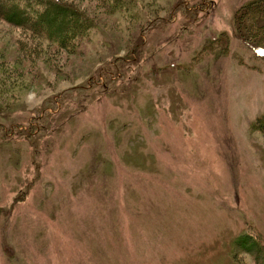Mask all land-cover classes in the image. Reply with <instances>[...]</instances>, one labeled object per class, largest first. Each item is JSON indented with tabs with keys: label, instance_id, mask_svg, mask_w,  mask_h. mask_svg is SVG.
I'll list each match as a JSON object with an SVG mask.
<instances>
[{
	"label": "rangeland",
	"instance_id": "rangeland-1",
	"mask_svg": "<svg viewBox=\"0 0 264 264\" xmlns=\"http://www.w3.org/2000/svg\"><path fill=\"white\" fill-rule=\"evenodd\" d=\"M65 1L77 50L0 23V264L264 260L257 0Z\"/></svg>",
	"mask_w": 264,
	"mask_h": 264
},
{
	"label": "trees",
	"instance_id": "trees-1",
	"mask_svg": "<svg viewBox=\"0 0 264 264\" xmlns=\"http://www.w3.org/2000/svg\"><path fill=\"white\" fill-rule=\"evenodd\" d=\"M97 1L108 16L121 10L134 17V0ZM74 7L65 0H0V23L22 29L30 39L37 41L36 46L40 43L42 48L47 50V55L58 50L71 52L77 50L75 46L85 39L91 28H98L84 13ZM244 11L245 14L248 12L247 25L261 27L264 33V0L247 3ZM44 44L48 47H44ZM261 45H252L255 57L264 58V45ZM16 48L22 47L16 44ZM0 50L2 51L1 46ZM24 52L27 56L31 50L24 49ZM261 256L254 257V264H264Z\"/></svg>",
	"mask_w": 264,
	"mask_h": 264
}]
</instances>
